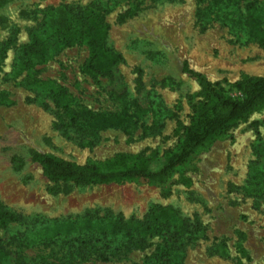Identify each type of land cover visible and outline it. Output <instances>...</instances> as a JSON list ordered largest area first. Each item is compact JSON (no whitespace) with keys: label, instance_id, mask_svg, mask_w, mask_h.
I'll return each mask as SVG.
<instances>
[{"label":"rangeland","instance_id":"374dc122","mask_svg":"<svg viewBox=\"0 0 264 264\" xmlns=\"http://www.w3.org/2000/svg\"><path fill=\"white\" fill-rule=\"evenodd\" d=\"M92 1L0 0V46L13 37L0 71V202L28 219L0 228V248H20L28 264H44L43 257L47 264H56L62 252L55 245L40 238L19 245L17 238L3 237L86 212L103 215L111 211L139 218L153 203H160L172 206L190 221L196 216L205 228L197 239L189 234L179 240L170 258L172 264H264V180L256 184L249 180L256 132L264 140V105L200 150L189 168L172 174L164 185L53 182L32 160L35 152L79 164L101 162L120 152L160 160L178 145L198 99V84L182 70L184 61L211 81H222L229 94L232 92L223 80L231 83L240 74L264 76V45L246 40L243 32L234 34L220 21L202 30L195 17L196 0H109L104 13L109 26L107 45L122 56L116 69L119 80L95 81L83 74L80 67L87 57L86 46L64 45L57 39L47 41L48 60L36 66L37 76L65 86L92 110L115 111L119 104L109 98L108 89L121 82L133 100L139 73L152 101L142 124L149 126L161 117L163 125L145 133L138 128L130 138L119 128H109L91 146L81 145L85 136L75 128L55 126L60 112L49 93L28 86L25 73L16 74L13 68L20 46L29 40V31L40 26L46 7H85ZM148 242L145 249L125 256L90 257L74 264H141L159 238Z\"/></svg>","mask_w":264,"mask_h":264},{"label":"trees","instance_id":"16d2710c","mask_svg":"<svg viewBox=\"0 0 264 264\" xmlns=\"http://www.w3.org/2000/svg\"><path fill=\"white\" fill-rule=\"evenodd\" d=\"M119 0H115L118 3ZM109 0H93L87 6L67 4L50 5L43 12L40 26L29 31V40L20 46L18 60L14 65L16 74L25 73L28 86L44 88L59 109L57 127H73L85 136L81 145L91 146L99 133L109 128H119L130 138L140 128L143 133L163 125L161 117L151 125L144 126L142 119L151 110L150 93L144 89L139 73L135 79L136 97L128 98L123 83L108 89L110 99L119 104L115 111H96L76 100L68 89L54 80H44L37 76V65L47 62L46 43L57 39L64 45H84L87 57L80 71L93 80L105 78L110 82L119 80L117 65L122 61L119 52L107 45L109 26L104 13ZM196 21L204 30L211 22L220 21L234 34L243 32L245 39L264 45V0H196ZM13 42L8 37L0 46L1 64L7 48ZM182 70L198 84V99L193 103L187 125L182 127L178 145L166 152L160 160L141 158L124 152L89 164L57 158L52 154L35 152L32 160L42 169L49 181H71L84 184L134 181L152 185H164L172 174L191 166L197 153L218 139L227 129L245 119L251 112L264 105V76L240 74L233 82L211 81L200 71L190 69L187 62ZM256 128V122L253 123ZM254 160L250 165L249 180L256 184L264 180V140L256 132L253 145ZM185 184L189 180L182 177ZM20 213L7 208L0 202V228L6 229L14 222H26ZM204 226L196 216L183 217L169 205L153 203L139 218L125 217L111 211L98 215L86 212L73 219H53L44 228L6 235L4 240L17 238L19 245L28 244L30 238H40L43 243L55 245L62 252L56 264H74L90 257L105 260L109 256H125L133 250H143L152 237L159 242L153 251L143 257L141 264H172L171 255L178 248L183 236L194 234V238L204 234ZM223 251L224 244L220 245ZM0 248L2 264H28L18 251ZM44 264L47 260L43 257ZM239 264H246L239 261Z\"/></svg>","mask_w":264,"mask_h":264}]
</instances>
